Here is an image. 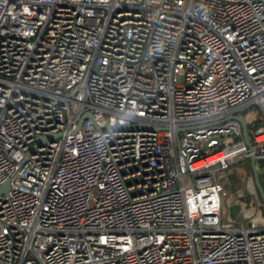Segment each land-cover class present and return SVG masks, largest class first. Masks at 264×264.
<instances>
[{
  "label": "built area",
  "instance_id": "2783aa9c",
  "mask_svg": "<svg viewBox=\"0 0 264 264\" xmlns=\"http://www.w3.org/2000/svg\"><path fill=\"white\" fill-rule=\"evenodd\" d=\"M250 106L253 151L217 124ZM242 153L264 0H0V264H264V223L222 226Z\"/></svg>",
  "mask_w": 264,
  "mask_h": 264
},
{
  "label": "rangeland",
  "instance_id": "374dc122",
  "mask_svg": "<svg viewBox=\"0 0 264 264\" xmlns=\"http://www.w3.org/2000/svg\"><path fill=\"white\" fill-rule=\"evenodd\" d=\"M248 122L262 118L258 107L250 106L243 110ZM230 143L234 142L230 139ZM245 159L244 153L232 158L227 162V168L220 170L217 174L218 180L225 188V202L222 213V226L245 227L252 220L258 225L264 223V201L257 194V188L253 174L247 168L240 166ZM264 176V169L258 170Z\"/></svg>",
  "mask_w": 264,
  "mask_h": 264
},
{
  "label": "water",
  "instance_id": "95a60500",
  "mask_svg": "<svg viewBox=\"0 0 264 264\" xmlns=\"http://www.w3.org/2000/svg\"><path fill=\"white\" fill-rule=\"evenodd\" d=\"M89 117H91V115H88ZM228 121H238L241 126H242V131H243V138H244V142L246 144V146L249 148L250 151H253L254 148H253V145L250 141V138H249V134H248V122L245 118L244 115H233L227 119H224V120H221L219 122H217V124H220V123H226ZM95 125L98 127V125L96 124V122H94ZM99 129L101 130H105L106 128H100L98 127ZM181 130H177V132H180ZM46 139L45 138H40L39 139V142L42 143L44 142ZM203 147L204 148H207L208 147V143H204L203 144ZM256 162H257V158L256 156H252L251 157V165H252V170H253V175H254V180H255V184H256V187H257V190L259 191L263 201H264V188L262 186V183H261V180H260V174H259V171H258V168H257V165H256ZM10 189V186L9 184H4L2 186H0V194H7L8 191Z\"/></svg>",
  "mask_w": 264,
  "mask_h": 264
},
{
  "label": "trees",
  "instance_id": "16d2710c",
  "mask_svg": "<svg viewBox=\"0 0 264 264\" xmlns=\"http://www.w3.org/2000/svg\"><path fill=\"white\" fill-rule=\"evenodd\" d=\"M262 124H263L262 118H258L257 120L252 121V122H250L248 124V134H249V138H250V141H251V143H252V145L254 147L256 146V142H255V139H254L255 131ZM242 141H244L243 133H242L241 136L234 138V143H238V142H242ZM256 165H257L258 170L264 169V160L263 159H257ZM240 166L247 168V170H249V172H251V174H253V170H252V165H251L250 158L243 159L240 162ZM259 174H260V180H261L262 186L264 188V176L260 172H259ZM257 194L261 197V195H260V193H259L258 190H257Z\"/></svg>",
  "mask_w": 264,
  "mask_h": 264
},
{
  "label": "crops",
  "instance_id": "0c3cea01",
  "mask_svg": "<svg viewBox=\"0 0 264 264\" xmlns=\"http://www.w3.org/2000/svg\"><path fill=\"white\" fill-rule=\"evenodd\" d=\"M246 118V117H245ZM246 120H247V118H246ZM247 122H248V120H247ZM250 122H248V124H249ZM251 160V159H250ZM254 176V175H253ZM257 188V187H256Z\"/></svg>",
  "mask_w": 264,
  "mask_h": 264
}]
</instances>
